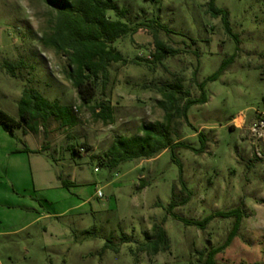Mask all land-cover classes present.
<instances>
[{
    "label": "rangeland",
    "instance_id": "rangeland-1",
    "mask_svg": "<svg viewBox=\"0 0 264 264\" xmlns=\"http://www.w3.org/2000/svg\"><path fill=\"white\" fill-rule=\"evenodd\" d=\"M113 1L128 11L124 22L145 27L115 45L129 63L111 64L109 83L85 105L68 77L67 56L42 44L54 26L52 9L42 0H0V109L18 119L27 90L67 110L37 133L17 129L12 137L0 126V264H204L235 221L215 219L201 231L168 216L173 187L183 196L169 150L113 169L99 166L117 138L142 137L143 127L158 123L196 150L201 136L206 140L203 154L176 150L193 198L174 212L202 220L242 207L238 236L215 260L264 264V138L257 135L264 121V0L216 1L228 11L239 45L208 14L209 0ZM152 22L169 30H158V38L178 52L161 63L153 62ZM233 55L220 79L207 84L208 103L190 108L189 124L168 122L160 105L167 86L182 84L199 98L198 84ZM6 64L16 67L15 76ZM98 104L109 107L106 119ZM66 120L73 123L63 126ZM159 225L169 247L140 251ZM108 241L119 251L105 249Z\"/></svg>",
    "mask_w": 264,
    "mask_h": 264
},
{
    "label": "trees",
    "instance_id": "trees-1",
    "mask_svg": "<svg viewBox=\"0 0 264 264\" xmlns=\"http://www.w3.org/2000/svg\"><path fill=\"white\" fill-rule=\"evenodd\" d=\"M55 13V22L49 35L43 38L44 47L56 50L67 56L68 77L74 88L77 90L83 104H92L96 97L98 87L104 88L110 81V66L113 63L127 65L126 59L115 45L123 38L136 35L145 24L132 26L124 22L128 17V11L119 9L113 0H42ZM217 0H209L207 12L212 18H220L226 34L239 45L240 40L230 26L229 13L225 9L216 6ZM115 13L116 20L109 17V13ZM154 23L152 36L156 46L154 63H161L163 59L178 54L168 48L158 38V30H169L159 22ZM152 28V26H146ZM235 55L226 58L220 68L204 82L199 83L201 91L199 98H191L187 91H184L182 84L169 85L164 90V101L161 107L166 114V120L178 117L189 124L188 112L190 108L198 105H205L209 101L206 86L209 82H215L227 71L235 60ZM140 60V59H139ZM149 62V60H146ZM10 74L16 75V67L13 64H6ZM197 73V72H195ZM101 118L106 119L105 113L109 107L105 104H98ZM97 106V107H98ZM66 108L58 103H51L45 100L40 94L24 91L19 102V118L15 119L0 109V126L15 137V131L21 129L26 132L37 133L39 127L45 130L52 120L60 121L66 114ZM72 120H66L62 125L72 124ZM143 136L133 139L117 138L110 152L101 159L99 166L102 168H117L119 165L134 160H151L160 156L164 151L171 152L172 161L180 169V185L182 197L176 194V188L172 189V200L167 208V214L175 221L181 222L187 227H195L201 231L215 219H234V225L227 237L225 244L212 249L207 254L204 264H218L215 257L230 247L238 236L242 221L245 217L242 207L227 211L215 212L202 220H191L180 217L174 211L177 208L186 206L193 198V191L183 180V164L176 155L177 149H189L196 154H203L206 151V140L201 136V149L196 150L184 142H175L169 124L158 123L156 125L142 128ZM22 152L38 153L30 149ZM75 153L81 155L80 150ZM258 161H260L258 159ZM64 187L70 188L71 184L63 183ZM153 238L141 244L140 251H151L157 254L169 247V239L162 225L153 228ZM105 249L119 251L118 245L108 241ZM204 257V254H201Z\"/></svg>",
    "mask_w": 264,
    "mask_h": 264
},
{
    "label": "built area",
    "instance_id": "built-area-1",
    "mask_svg": "<svg viewBox=\"0 0 264 264\" xmlns=\"http://www.w3.org/2000/svg\"><path fill=\"white\" fill-rule=\"evenodd\" d=\"M244 123V122H243ZM261 129H262V133L261 134H257L259 137L261 138H264V121L261 122ZM84 150L83 149H80V152L82 153ZM260 155V154H259ZM95 171L97 172L98 171V168L95 169ZM97 197L98 198H102L103 197V194L102 192H98L97 193Z\"/></svg>",
    "mask_w": 264,
    "mask_h": 264
}]
</instances>
